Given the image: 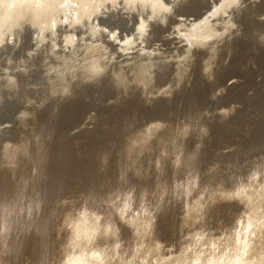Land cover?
Here are the masks:
<instances>
[{"label": "bare ground", "instance_id": "bare-ground-1", "mask_svg": "<svg viewBox=\"0 0 264 264\" xmlns=\"http://www.w3.org/2000/svg\"><path fill=\"white\" fill-rule=\"evenodd\" d=\"M188 1L190 0H0L2 58L6 48H12L23 41L21 38L25 31L28 32L30 40V44L25 42V46L29 44L27 49L19 44L24 53L17 59L13 60L14 57L9 55L1 61L0 109L9 96L17 94V87L20 85L17 72L23 71V75L25 71L32 70L36 65L35 56H38L36 58L41 65L36 66L37 69L41 68V76L38 74L41 81L37 80L38 78L33 81L28 77L27 86L30 85V80L33 84H42L39 97L35 93L32 95L35 91L38 93V90L31 89V92L22 87L24 91H19L23 105L19 101L22 106L17 108L12 118L19 129L16 132L18 138H10L12 133L8 132V125L7 132L3 131L4 123L0 127V164L13 165L25 152L24 148L27 149V143L24 144L27 140H24L28 139V136L23 137V127L25 128L24 125L28 122L27 115L29 117L34 108L37 111L32 103L37 101L34 104L42 105V102H47L46 99L55 96V99L52 100L51 97L50 101L59 104L63 98L61 96L72 93V89L76 88L74 86L97 83L105 76L109 77L107 79H110L113 86L118 87L116 94L127 91L133 94L137 90V95L149 103L154 102L156 97L166 99L174 96V92L189 80L190 68L195 58L205 79L214 84L212 99L218 100L226 88L218 82L215 84L220 60H225L231 54L230 42L241 31L239 14L247 9L249 4L254 5L257 0H241L240 3H233V0H208L207 6L200 14L185 16L180 7ZM118 15H124L126 22L131 23L129 29L119 30L124 20L119 24L111 21ZM165 23L168 28L163 34L166 33L164 36L169 40V44L166 43L169 46L164 48L161 42L155 41L154 33L156 25ZM262 26L260 25V29L257 27L252 34L264 47V25ZM21 48L15 51L21 52ZM11 53H14L13 49ZM23 79L26 81L25 77ZM84 85H79L81 87L78 86V89H82ZM32 86L29 87L35 88ZM56 97L58 100L61 97L58 102ZM40 105L35 106L39 108ZM56 106L55 104L53 108ZM233 107L232 104L217 107L216 116H219V119L223 117L224 120V117L227 118L234 112L236 106L234 109ZM93 115L91 113L87 117L92 118ZM34 116L35 114L33 118L36 119ZM32 121L31 124L35 122ZM167 124L163 119L151 118L125 139V153L136 178L143 175L151 160L157 165L161 156L167 152L174 154V163L180 161V139L189 132L188 125L180 124L173 132ZM33 125L34 123L31 126ZM28 126V129L25 128L27 133L30 124ZM11 132L14 133V130ZM14 135L17 136H11ZM217 161L209 163L203 171L196 169V172L186 176L181 199L179 202L177 200L180 208L177 230L181 234L176 237L162 236L155 231L154 218L158 207L166 205L170 208L174 204L172 197L168 195L169 184L164 183L165 181L161 184L158 180V194L154 198L148 196L146 189L140 199H137L138 191H133V188L127 190L128 193L122 194L119 204L109 208V212L113 210L115 217L112 214H104L103 209L94 210L89 204L80 206L82 196L77 194L75 200L72 196L75 192L66 195L68 198L64 196L54 222V251L48 264H60L66 246L70 241L76 240L77 235L83 237L84 234H91V240L77 243L88 242L90 246L102 249L106 264H194L199 253L207 254L212 251V245H215L216 252L211 257L214 264H237V257L232 253L235 251L234 241L238 236L240 240L247 238L251 245L238 264H264V249L252 241L254 234L259 237L264 233V184L252 180L253 175H260V168H246L243 173L226 172L225 175L222 174V167L218 166ZM125 201L128 205L127 214L122 211ZM224 209L230 210V216H218ZM127 232L129 242L126 240ZM197 236L202 239L197 241ZM116 242L121 245L119 249L114 248ZM72 246L74 247L73 244ZM132 248H138L142 255H130ZM225 252L228 256L224 255ZM25 261L32 264L29 258L24 259ZM201 264H207V261L201 258Z\"/></svg>", "mask_w": 264, "mask_h": 264}, {"label": "rangeland", "instance_id": "rangeland-1", "mask_svg": "<svg viewBox=\"0 0 264 264\" xmlns=\"http://www.w3.org/2000/svg\"><path fill=\"white\" fill-rule=\"evenodd\" d=\"M190 1L193 7L202 4V0ZM248 6L242 12L241 31L230 42L231 54L225 60L224 58L220 60L215 84H223L226 88L216 101L211 96L214 84L205 79L194 58L188 82H184L174 92V96L166 99L161 96L156 97L158 99H154L153 103L143 101L135 89L137 93L132 89L133 94L132 90L131 93L127 91L129 95H123L127 92L116 94L119 91L118 87L113 86L106 76L101 78L99 81L101 83H87L86 86L84 85L86 83L79 84L84 85L82 89H78L79 85L74 86L76 88L72 89L73 94L71 92L67 94L70 98L65 94L66 96H61L63 98L60 97L59 104L52 102L57 105L54 108L55 104L51 101L55 96H51V101V97L46 99L47 102H42V105L34 104L37 101L32 103L37 111L34 108L33 113H30L29 117L27 115L28 122L26 121L30 124L31 130L26 132L29 128L27 123L28 127L24 125L27 129L23 127L25 134L23 137L28 136V139L24 140H27L24 142L27 143L25 144L27 149L24 148V154H21L14 166L0 164V212L5 218L11 217L13 221H18L9 241L16 249L13 260L15 264H23L24 259L27 258L32 264H48L49 257L54 251L52 237L54 222L58 217L59 204L66 195L75 192L76 194L72 195L74 199L77 194L82 196H79L80 206L89 204L92 209H100V211L103 209L104 214L111 216L113 210L109 212V208L118 205L122 194L126 195L130 188L138 191L137 199H140L139 197H142L146 191L150 198H154L158 194L156 184L168 183V195L172 197L174 204L170 208L161 205L162 210L158 207L154 225L156 233L176 237L181 234L177 230L180 210L177 200L179 202L181 199L183 182L189 173L196 172V169L203 171L209 163L218 159L220 162L217 163L222 167V174L226 172L235 174L240 171L243 173L246 168L250 170L264 167V47L252 34L260 25L261 27L262 24L264 25V5L259 4L254 7L249 4ZM114 19L111 21L116 24L127 20L124 15H118ZM155 28V41L161 42L165 48L169 40L165 38L166 33H163L167 30L168 24H158ZM28 35L25 31L21 38L23 41L18 42L26 49L30 44ZM161 37L163 38L160 39ZM25 42L29 43L26 44L28 46H25ZM19 44L14 46L17 48H6L3 56L10 55L11 58L14 57L13 60L17 59L24 53V49ZM18 48H21V52H16L19 51ZM12 49L15 55L11 53ZM36 57L38 56H35L36 65L32 70L38 72L37 74L32 70L25 71L26 74L23 75L21 74L23 71L17 72L18 84L21 85L17 87V94L19 91H24L22 87L29 91L38 90V93L31 91L32 95L35 93L39 97L41 94V83L39 82L38 85L32 83L36 78L41 81L38 76V74L41 76V65ZM1 58L0 55V64L3 60ZM11 58L10 62H12ZM38 64L39 69L36 67ZM24 77L26 81L28 77L32 78L29 79L30 85L27 86L29 81L26 82ZM16 96H9L5 100L6 103L1 104L0 109V127L4 123L3 131L7 132L8 125L7 127L10 128L8 132L17 135L11 136L12 134L7 133L11 139L19 136L16 133L19 130L17 123L12 118L17 108L23 105L20 93ZM59 100L56 97V101ZM231 104L234 105L233 109L236 106L234 112L230 113V117H224V120L223 117L219 119L215 112L217 107ZM91 113L94 117L88 118ZM34 114L36 119L33 118ZM155 117L168 123L173 132L180 124L188 125L189 132L186 133L188 135L185 134L180 139L182 160L174 163V154L167 152L161 156L159 164L155 165L151 160L149 164L151 167H146L143 175L140 174L142 176L136 178L130 167L128 155L125 153L124 142L128 134L146 120ZM29 118L34 119L35 122L31 121L36 124L35 126H31L33 123L31 124ZM6 120L10 123L5 122ZM13 130L14 133L11 132ZM67 196L65 198H68ZM229 212V209H224L218 213V216L225 218L230 216ZM126 235V240L129 242L128 232Z\"/></svg>", "mask_w": 264, "mask_h": 264}, {"label": "clouds", "instance_id": "clouds-1", "mask_svg": "<svg viewBox=\"0 0 264 264\" xmlns=\"http://www.w3.org/2000/svg\"><path fill=\"white\" fill-rule=\"evenodd\" d=\"M5 7H8V5H5ZM16 223H18V221H13L11 217L5 218L4 216L2 223H0V264H13V260L15 259L16 249L10 245L9 241ZM72 244L73 241H70L69 245L66 246L60 264H106L103 259L104 253L102 249L90 246L88 242H84L79 247H73ZM120 247L121 245L119 242L114 244L115 249H119ZM82 250L87 253V258L85 260H72L69 258L70 255L73 254L77 257L81 256ZM94 253L99 254L102 259L97 260L94 257Z\"/></svg>", "mask_w": 264, "mask_h": 264}, {"label": "snow or ice", "instance_id": "snow-or-ice-1", "mask_svg": "<svg viewBox=\"0 0 264 264\" xmlns=\"http://www.w3.org/2000/svg\"><path fill=\"white\" fill-rule=\"evenodd\" d=\"M129 2H131V0H129ZM143 2V0H142ZM241 0H233V3H240ZM95 70V69H94ZM260 175L256 176L253 175L252 176V180L258 181L259 184H264V167H261L259 170ZM259 184L257 186H259ZM127 209H128V205H127V201L124 202V208H122V211L125 212V214H127ZM3 221V214L2 212H0V223H2ZM92 238L91 234H84L83 237H81L80 235H77L76 240L73 241V245L75 247H79L81 244L77 243V241H90ZM202 237L197 236L196 240L199 241L201 240ZM252 241L254 243H256L261 249H264V233L260 234L259 237H257L255 234L252 236ZM104 241L101 239V243H103ZM251 245H249V241L247 238H245L244 240H240L239 236L236 238V240L234 241V247H235V251L232 253L233 255H235L237 257V264L239 259L243 258L244 255H246L248 253V249ZM212 251L208 252L207 254L204 253H199V255L197 256L196 260L194 261V264H201V258H203L204 260L207 261V264H214V261L211 259L212 256H214L216 254L215 252V245L211 246ZM137 253H140V250L138 248H132L130 255H137ZM225 256H228V253L225 252L224 253ZM94 257L97 260H101L102 257L99 256V254H95L94 253ZM72 260H85L87 258V253L86 251L82 250L81 256L77 257L74 254L70 255L69 257Z\"/></svg>", "mask_w": 264, "mask_h": 264}, {"label": "water", "instance_id": "water-1", "mask_svg": "<svg viewBox=\"0 0 264 264\" xmlns=\"http://www.w3.org/2000/svg\"><path fill=\"white\" fill-rule=\"evenodd\" d=\"M191 1L185 3L184 5H182L180 8V11L183 15L187 16V15H191V16H196L198 14H200V12L207 6L208 4V0H202V4L198 7L196 6H192V4H190ZM259 4L262 6V4L264 5V0H258L255 4H254V7L255 6H259ZM243 12V11H242ZM242 12L239 14L238 16V19H240L242 17ZM264 14V13H263ZM263 20H264V17H263ZM241 21V19L239 20ZM125 24V26H119V30H122V29H129L131 23L130 22H123Z\"/></svg>", "mask_w": 264, "mask_h": 264}]
</instances>
